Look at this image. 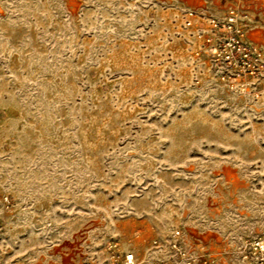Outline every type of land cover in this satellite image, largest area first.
Returning <instances> with one entry per match:
<instances>
[{
  "label": "rangeland",
  "instance_id": "rangeland-1",
  "mask_svg": "<svg viewBox=\"0 0 264 264\" xmlns=\"http://www.w3.org/2000/svg\"><path fill=\"white\" fill-rule=\"evenodd\" d=\"M195 7L0 0L8 264H264V72L219 80Z\"/></svg>",
  "mask_w": 264,
  "mask_h": 264
},
{
  "label": "built area",
  "instance_id": "built-area-1",
  "mask_svg": "<svg viewBox=\"0 0 264 264\" xmlns=\"http://www.w3.org/2000/svg\"><path fill=\"white\" fill-rule=\"evenodd\" d=\"M183 26L193 29L192 35L201 43L200 50L209 57L222 82H239L246 77L258 79L263 75L264 48L248 40L245 11L230 7L224 15L213 16L187 9L183 14ZM134 263L132 254L121 261L116 253L112 255V264ZM0 264H8L1 253Z\"/></svg>",
  "mask_w": 264,
  "mask_h": 264
},
{
  "label": "crops",
  "instance_id": "crops-1",
  "mask_svg": "<svg viewBox=\"0 0 264 264\" xmlns=\"http://www.w3.org/2000/svg\"><path fill=\"white\" fill-rule=\"evenodd\" d=\"M173 2L202 7L213 16L224 15L230 7L245 11L246 22L249 25L248 40L264 48V0H173Z\"/></svg>",
  "mask_w": 264,
  "mask_h": 264
}]
</instances>
